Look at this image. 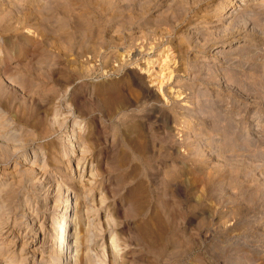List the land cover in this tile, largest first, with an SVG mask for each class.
<instances>
[{
    "label": "rangeland",
    "instance_id": "1",
    "mask_svg": "<svg viewBox=\"0 0 264 264\" xmlns=\"http://www.w3.org/2000/svg\"><path fill=\"white\" fill-rule=\"evenodd\" d=\"M67 193L66 264H264V0H0V253Z\"/></svg>",
    "mask_w": 264,
    "mask_h": 264
},
{
    "label": "bare ground",
    "instance_id": "2",
    "mask_svg": "<svg viewBox=\"0 0 264 264\" xmlns=\"http://www.w3.org/2000/svg\"><path fill=\"white\" fill-rule=\"evenodd\" d=\"M238 6H244V4L238 3ZM228 7L229 10L227 11V13L232 10L230 6ZM65 199L66 200L63 202V204H61L59 208L56 209L57 219L60 221L58 222L57 220L54 223V229L56 227V230H58V232H56L55 234L56 241L54 243L50 244V242L45 241L46 232L43 228L36 227V230H34V227V229L32 228V231L36 232L35 236L28 238L30 239V242L29 244L27 243V245L21 252L17 253L15 251L6 250L5 252L0 253L2 255L0 259H8L9 261L5 264H31V257H29L28 255H31L33 257V255H35V252L33 251H39L41 248H44L49 251H53V254H51V258L58 259L57 264H66L68 263V261H72L73 259L78 260V237L76 234H71V226L73 227L74 225V215H72V200L69 193L66 194ZM5 229L6 228H2V230H0V235H4L8 232H3ZM39 243L40 247H37ZM36 247L38 249H36ZM51 248H53V250Z\"/></svg>",
    "mask_w": 264,
    "mask_h": 264
}]
</instances>
